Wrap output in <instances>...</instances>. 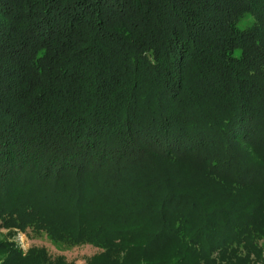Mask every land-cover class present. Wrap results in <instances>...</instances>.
Listing matches in <instances>:
<instances>
[{"label":"trees","instance_id":"obj_1","mask_svg":"<svg viewBox=\"0 0 264 264\" xmlns=\"http://www.w3.org/2000/svg\"><path fill=\"white\" fill-rule=\"evenodd\" d=\"M0 225L84 264H264V0H0Z\"/></svg>","mask_w":264,"mask_h":264},{"label":"rangeland","instance_id":"obj_2","mask_svg":"<svg viewBox=\"0 0 264 264\" xmlns=\"http://www.w3.org/2000/svg\"><path fill=\"white\" fill-rule=\"evenodd\" d=\"M251 25V20L244 18L239 21V29H245ZM237 54V53H236ZM11 244L20 248L22 251H26L29 247L35 246L44 248L51 257L62 256L68 262L74 264H84L85 260L99 251L88 245L70 246L62 243H56L51 241L45 235L39 236H25L17 229L8 228L4 225H0V251L3 245ZM264 248V242L261 243ZM2 260V254L0 252V261Z\"/></svg>","mask_w":264,"mask_h":264}]
</instances>
